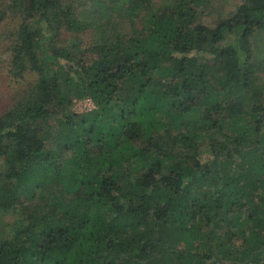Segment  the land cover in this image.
Wrapping results in <instances>:
<instances>
[{"label":"trees","instance_id":"16d2710c","mask_svg":"<svg viewBox=\"0 0 264 264\" xmlns=\"http://www.w3.org/2000/svg\"><path fill=\"white\" fill-rule=\"evenodd\" d=\"M206 2L0 0V208L21 215L0 264H264V0L214 26Z\"/></svg>","mask_w":264,"mask_h":264},{"label":"rangeland","instance_id":"374dc122","mask_svg":"<svg viewBox=\"0 0 264 264\" xmlns=\"http://www.w3.org/2000/svg\"><path fill=\"white\" fill-rule=\"evenodd\" d=\"M84 0H73L74 3H79ZM157 5H161L171 0H154ZM244 0H207L206 4L202 5L199 10L198 21L209 26H214L222 18H227L236 13L237 7ZM71 2V0H69ZM83 9H87L83 7ZM6 13V14H5ZM20 19L13 16L11 11L7 10L6 5L0 6V114L6 110L11 103L18 101L19 96H15L17 92L14 89L15 83L11 79V75L8 71V65L10 62V50L8 47L14 39V32L18 30ZM95 33L94 30L90 29L84 33H81L76 38V42L85 46H89ZM75 38L74 34L64 32L60 37L61 41L66 44L70 43ZM252 46L258 56H261L262 62L264 63V28L255 31L251 38ZM23 84V80L21 81ZM264 82V81H262ZM23 93H19L22 95ZM97 104L91 97H85L75 99L71 108L72 112L77 114H84L89 111L95 110ZM5 167V158L0 157V172ZM21 217L20 214L11 211H4L0 208V236L4 237L11 231H13L14 223L17 217ZM18 217V218H19Z\"/></svg>","mask_w":264,"mask_h":264}]
</instances>
